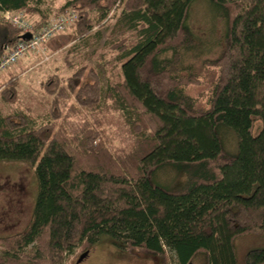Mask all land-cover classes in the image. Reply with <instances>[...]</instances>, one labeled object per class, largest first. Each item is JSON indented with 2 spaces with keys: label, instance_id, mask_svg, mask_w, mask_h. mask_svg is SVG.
Listing matches in <instances>:
<instances>
[{
  "label": "trees",
  "instance_id": "16d2710c",
  "mask_svg": "<svg viewBox=\"0 0 264 264\" xmlns=\"http://www.w3.org/2000/svg\"><path fill=\"white\" fill-rule=\"evenodd\" d=\"M196 1L0 0V57L28 37L7 10L35 16L36 30L74 10L70 53L107 33L103 71L82 60L64 83L45 82L47 121L0 111V161L30 163L37 185L27 224L0 235V264H69L103 237L159 264H264V247L241 261L236 251L264 233V0H207L223 21L217 40L192 26ZM107 103L129 147L110 148L96 119L71 133L57 125L65 110Z\"/></svg>",
  "mask_w": 264,
  "mask_h": 264
},
{
  "label": "rangeland",
  "instance_id": "374dc122",
  "mask_svg": "<svg viewBox=\"0 0 264 264\" xmlns=\"http://www.w3.org/2000/svg\"><path fill=\"white\" fill-rule=\"evenodd\" d=\"M63 2L64 0H53V9L56 10ZM27 16L33 22L36 19L29 14ZM55 16L57 14H53L52 17ZM190 21L197 33L203 37H212L213 40L223 37V21L214 15L207 0H197L193 4ZM75 27L76 25L52 37L46 46L47 52L29 53L0 73V111L13 113L26 109L38 124L44 123L52 112V96L44 87L51 76H59L64 83V79L75 72L76 68L73 66L82 60L104 70L98 56L105 51L106 29L103 28L101 41L95 44L89 39L87 44L77 48V53H70L76 37ZM12 82L16 86L15 99L5 102L2 99V91ZM103 84L105 86V79ZM86 118L96 119L93 123L98 126L110 148L129 147L135 143L122 113L111 108L109 103L91 113L84 111L82 115L71 114L65 110L57 125L66 127L71 133L77 130ZM36 190L34 171L30 163L0 161V235L23 229L30 218ZM256 247H264V233L246 234L238 238L236 240L238 259L241 261L249 249ZM158 261L156 257L147 253L124 251L103 237L82 260L78 255L73 257L69 264H159ZM170 264L175 262L172 261Z\"/></svg>",
  "mask_w": 264,
  "mask_h": 264
},
{
  "label": "built area",
  "instance_id": "2783aa9c",
  "mask_svg": "<svg viewBox=\"0 0 264 264\" xmlns=\"http://www.w3.org/2000/svg\"><path fill=\"white\" fill-rule=\"evenodd\" d=\"M2 17L13 26L19 28L21 33H29V36L17 41L0 57V73L12 67L22 57L29 53L47 52L46 46L51 38L57 33L71 28L72 24L77 19L76 12L71 10L68 11L67 14L53 18L47 25L36 30L34 22L29 19L23 10H7L2 13Z\"/></svg>",
  "mask_w": 264,
  "mask_h": 264
},
{
  "label": "water",
  "instance_id": "95a60500",
  "mask_svg": "<svg viewBox=\"0 0 264 264\" xmlns=\"http://www.w3.org/2000/svg\"><path fill=\"white\" fill-rule=\"evenodd\" d=\"M25 36H29V33H26ZM89 254L88 251L84 252L83 254L80 255V260H82L85 256Z\"/></svg>",
  "mask_w": 264,
  "mask_h": 264
}]
</instances>
